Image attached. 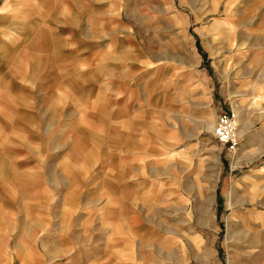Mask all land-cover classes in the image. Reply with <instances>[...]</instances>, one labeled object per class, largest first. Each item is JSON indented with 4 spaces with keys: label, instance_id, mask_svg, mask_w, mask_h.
<instances>
[{
    "label": "rangeland",
    "instance_id": "rangeland-1",
    "mask_svg": "<svg viewBox=\"0 0 264 264\" xmlns=\"http://www.w3.org/2000/svg\"><path fill=\"white\" fill-rule=\"evenodd\" d=\"M215 1L67 7L34 76L49 104L22 81L0 105V264H264V0ZM40 7L0 0V41L62 20ZM221 113L247 128L235 151Z\"/></svg>",
    "mask_w": 264,
    "mask_h": 264
},
{
    "label": "crops",
    "instance_id": "crops-1",
    "mask_svg": "<svg viewBox=\"0 0 264 264\" xmlns=\"http://www.w3.org/2000/svg\"><path fill=\"white\" fill-rule=\"evenodd\" d=\"M57 1V4H53ZM230 1L227 2L226 5V13L229 14V10L231 8ZM220 0H216L214 3L220 5ZM40 4L43 10H50V7L58 8V10H62L60 16H62V20L58 22H51L48 19V24L39 23L35 19H27V20H18V22L14 21H8L7 25L9 27L10 34H14L15 36V42L14 43H7L5 41H0V87L2 86L5 89V95L6 97L3 98V100L0 99V105H9L13 104L14 101L21 99L18 95V91L15 88L16 83H20L24 81L29 86L28 89L30 90H37L36 93L38 95L37 100L39 99L41 103H43V93H46L48 96L47 91H40L39 89V83H35L36 78L38 77V71L42 70L43 73H46V78L48 75V64L50 60L52 59V55L50 51L53 49V46H50L53 42L58 40V37H63L62 35H65L68 37L71 36V28L69 26L73 25L75 26V23L72 22V19L67 21H63L66 19V13H67V7L68 9H74V10H82L85 8L87 9H95L97 8L98 2L97 0H40ZM94 11V10H93ZM50 14V13H49ZM74 15V14H73ZM73 15H70V18H72ZM80 16L85 17L87 14H84L82 12ZM56 21V20H55ZM220 21V20H217ZM78 23V21L76 20ZM225 23V22H224ZM228 25L227 23H225ZM224 25V24H223ZM225 26V25H224ZM62 27V28H60ZM61 32V34L57 31ZM60 34V35H59ZM44 47L41 51H39V47ZM233 46V43H232ZM49 61V62H48ZM47 68V69H46ZM26 69L27 74L30 77H19L18 74L20 70ZM65 71V70H64ZM63 74H66V71ZM8 73H10V77L8 76ZM36 78H35V77ZM19 77V78H18ZM25 78V79H23ZM65 77V81H66ZM251 85V84H250ZM69 89V88H68ZM7 99V100H5ZM34 97L30 100H26V98H23L22 102H27L28 104L34 102ZM49 96L46 100V105L49 104ZM22 104V103H21ZM237 113V112H236ZM215 114V113H214ZM213 112L211 115H214ZM238 115V114H237ZM238 122L242 124L241 132H240V124L238 129V136H242L244 132L247 130V128L243 125L241 122V119L238 116ZM34 135V134H33ZM253 156V155H252ZM4 168H7L4 166L2 162V154L0 153V183L4 180L2 171H4ZM0 193V198H1ZM4 200V197H3Z\"/></svg>",
    "mask_w": 264,
    "mask_h": 264
},
{
    "label": "built area",
    "instance_id": "built-area-1",
    "mask_svg": "<svg viewBox=\"0 0 264 264\" xmlns=\"http://www.w3.org/2000/svg\"><path fill=\"white\" fill-rule=\"evenodd\" d=\"M235 129V117L229 113H221L216 117L213 137L228 150L235 151L238 143Z\"/></svg>",
    "mask_w": 264,
    "mask_h": 264
},
{
    "label": "bare ground",
    "instance_id": "bare-ground-1",
    "mask_svg": "<svg viewBox=\"0 0 264 264\" xmlns=\"http://www.w3.org/2000/svg\"><path fill=\"white\" fill-rule=\"evenodd\" d=\"M224 23V21H217V22H215V25L214 26H216V27H220L222 24ZM224 29H226V31L228 32V35L230 34V32H232V31H234V27H233V25H226L225 23H224ZM235 117V116H234ZM236 118H235V125H236V129H235V134H236V136L238 137V135H237V127H238V129H239V126L237 125V123H236ZM214 124V121H211L210 123H209V125H208V127H209V129L210 130H212V125ZM25 264V263H24Z\"/></svg>",
    "mask_w": 264,
    "mask_h": 264
}]
</instances>
